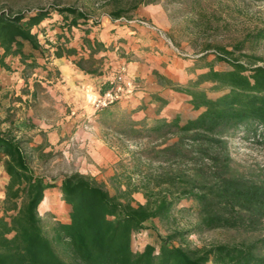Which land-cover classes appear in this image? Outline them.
<instances>
[{"label": "trees", "instance_id": "obj_1", "mask_svg": "<svg viewBox=\"0 0 264 264\" xmlns=\"http://www.w3.org/2000/svg\"><path fill=\"white\" fill-rule=\"evenodd\" d=\"M93 1L112 21L131 18L140 6L161 4L165 9V3H184L195 16L193 24L202 30L212 26L203 0ZM53 13L51 23L85 32L81 49L87 57L77 59V68L99 73L94 56L105 47L86 36L99 22L83 9L57 1L32 10L0 6V68L8 67L7 57H18L34 71L40 66L37 56L46 65L54 57L76 54L74 47L56 45L50 51L40 42L34 28ZM190 42L199 53L192 57L185 81L153 74L162 86L188 96L198 111L195 116L135 119L131 114L136 109L127 113L116 103L98 111L102 125L136 145L129 164L111 178L114 194L78 171L47 179L33 165L51 156L44 151L46 144H32L0 127V165L7 177L0 201V264H264V168H244L229 150V142L240 134L264 146V63L246 50L264 44V27L228 45ZM219 63L226 68L218 69ZM52 190L65 204L67 217L46 227L39 206ZM136 192L144 203L134 201ZM182 201L191 205L179 206ZM187 213L194 215L191 224L180 219ZM152 219L161 222L165 233H157L156 245L145 243L135 250L133 241ZM214 229L242 231L247 237L189 245L190 234Z\"/></svg>", "mask_w": 264, "mask_h": 264}, {"label": "rangeland", "instance_id": "obj_2", "mask_svg": "<svg viewBox=\"0 0 264 264\" xmlns=\"http://www.w3.org/2000/svg\"><path fill=\"white\" fill-rule=\"evenodd\" d=\"M53 1L75 5L86 11L93 20L99 23L103 17L107 16L103 6L93 0H0V6L32 10L45 7ZM165 6L167 10L163 6L162 8L168 20L166 29L144 16L134 14L132 17L146 19L161 28L175 47V50L170 48L174 55L182 60H191L188 67L191 65L192 57L199 53V47H193L191 40L196 39L199 45L206 40L228 45L241 39L245 33L264 27V0H203V12L208 15L212 23L208 30H202L203 28L193 24L195 16L189 12L186 4L165 3ZM55 16L56 14L53 13L52 18ZM120 21L122 22V20ZM51 30L52 28L48 25L34 28L46 49L45 45H53L54 33H50ZM65 41L60 42L63 44ZM246 50L248 53L254 52L255 55L262 57L263 60L259 64L264 63L263 43L254 49L247 48ZM114 54L118 59L121 54L120 50L115 49ZM106 58V61L101 62V68L105 71L110 67L113 68L112 72L114 73L124 64L112 65L109 63L114 59ZM37 61L40 66L34 68V71L24 67L18 57H8L6 59L8 67H1V129L10 128L13 133L29 139L32 144L41 142L46 144L44 151H50L51 156L43 160L36 159L33 165L36 172L44 175L47 179L59 180L63 174L78 171L102 182L110 193L114 194L115 189L111 178L114 173L124 168L123 165L129 164V153L130 150L135 149V143L121 141L110 128L102 125L98 119V111H93L92 115H87V118L75 122L80 126V133L69 128V131L64 132L63 135H58L55 128L62 125L61 119L65 115H74L75 110L70 109V106L67 105L68 89L64 87L65 79L61 73L49 62L44 65L43 59L39 56H37ZM188 67L185 68L184 74ZM216 67L223 69L226 68V65L219 63ZM183 81L185 80L180 82ZM142 88L143 86L129 97H134V94L141 91ZM216 94L209 93L211 96ZM197 113L198 111L191 109L180 117L184 120ZM241 135L229 142L230 154L234 161L248 170L257 167L264 168V146L252 139L247 140ZM6 182L7 177L0 165V193L3 192ZM52 192L54 194L52 196L53 207L46 210L47 199L39 206V213L43 217L46 227L54 220L63 221L67 217L65 204L60 200L55 190ZM133 198L136 203L145 201L141 192L134 193ZM186 205H191V202L182 201L179 204V206ZM180 219L184 224H191L195 221L194 215L191 213L185 214ZM157 233H165L161 222L157 219L146 222L144 231L133 241L134 249H141L145 243L156 245L158 242ZM244 237L247 235L242 231L214 229L192 233L188 236L187 241L191 246H201L218 242H233Z\"/></svg>", "mask_w": 264, "mask_h": 264}, {"label": "crops", "instance_id": "obj_3", "mask_svg": "<svg viewBox=\"0 0 264 264\" xmlns=\"http://www.w3.org/2000/svg\"><path fill=\"white\" fill-rule=\"evenodd\" d=\"M134 14L144 16L164 29L168 26L167 16L161 4L140 6ZM55 18L45 19L40 24L48 25L52 28L50 33H54L53 45H45L47 49L53 51L56 45H64L77 50L76 54L54 57L49 62L64 77V87L68 89L66 102L70 109L75 110L74 115H65L61 119L62 125L55 128L58 135H63L64 132L69 131V128L80 133V126L75 122L87 118V115H92L93 101L108 87L109 79L113 74V68L109 67L106 71L101 68V62L106 61V57L114 59L109 64L124 63L126 76L133 78L143 86L141 91L134 94V97L116 102L119 110L129 113L136 109L131 115L135 119H141L144 116L171 118L174 115H184L192 109L188 103V96L162 86L153 74V71H157L170 79L185 80L187 73L184 74V70L191 60H182L175 56L172 50L152 32L138 25H126L121 21H112L107 16L103 17L100 23L90 26V32L86 34L87 37L102 42L105 47V50L94 56L99 73L88 74L75 65L77 59L87 57L81 49L85 32L75 27L71 31L65 30L58 24L51 23ZM57 40L59 42H56ZM60 41L65 42L61 44ZM115 49H119L121 53L118 59L114 54ZM155 96L163 98L166 103L161 105L160 101L154 98ZM52 196L54 194L46 195V210L53 207ZM2 197L3 192L0 193V198Z\"/></svg>", "mask_w": 264, "mask_h": 264}, {"label": "built area", "instance_id": "obj_4", "mask_svg": "<svg viewBox=\"0 0 264 264\" xmlns=\"http://www.w3.org/2000/svg\"><path fill=\"white\" fill-rule=\"evenodd\" d=\"M122 20L123 23L129 25H138L150 32H152L157 38L161 39L166 46L175 50L170 38L166 33L152 22L142 19L131 17L129 19L120 18L115 21ZM126 66L121 65L117 71H115L109 79L108 87L101 92L93 101V111H100L101 109L108 107L119 100L128 98L129 95L137 90L141 89V84L135 81L133 78L126 76Z\"/></svg>", "mask_w": 264, "mask_h": 264}, {"label": "bare ground", "instance_id": "obj_5", "mask_svg": "<svg viewBox=\"0 0 264 264\" xmlns=\"http://www.w3.org/2000/svg\"><path fill=\"white\" fill-rule=\"evenodd\" d=\"M55 200V199H54ZM45 199L42 201V203H44Z\"/></svg>", "mask_w": 264, "mask_h": 264}]
</instances>
